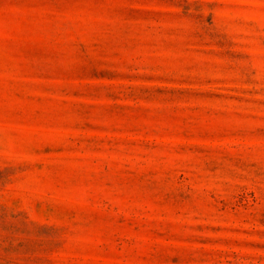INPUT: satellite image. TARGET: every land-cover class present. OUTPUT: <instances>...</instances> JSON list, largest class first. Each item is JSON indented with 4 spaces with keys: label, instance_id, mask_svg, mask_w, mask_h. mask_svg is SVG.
Wrapping results in <instances>:
<instances>
[{
    "label": "rangeland",
    "instance_id": "obj_1",
    "mask_svg": "<svg viewBox=\"0 0 264 264\" xmlns=\"http://www.w3.org/2000/svg\"><path fill=\"white\" fill-rule=\"evenodd\" d=\"M0 264H264V0H0Z\"/></svg>",
    "mask_w": 264,
    "mask_h": 264
}]
</instances>
